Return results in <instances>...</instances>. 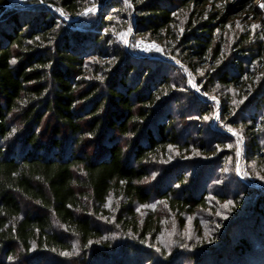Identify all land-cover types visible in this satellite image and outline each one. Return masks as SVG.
Listing matches in <instances>:
<instances>
[{
  "label": "trees",
  "instance_id": "obj_1",
  "mask_svg": "<svg viewBox=\"0 0 264 264\" xmlns=\"http://www.w3.org/2000/svg\"><path fill=\"white\" fill-rule=\"evenodd\" d=\"M255 1L0 0V264H264Z\"/></svg>",
  "mask_w": 264,
  "mask_h": 264
},
{
  "label": "rangeland",
  "instance_id": "obj_2",
  "mask_svg": "<svg viewBox=\"0 0 264 264\" xmlns=\"http://www.w3.org/2000/svg\"><path fill=\"white\" fill-rule=\"evenodd\" d=\"M256 2V4H257V6H259L261 9H262V12L264 13V2H263V0H256L255 1ZM89 11V9H87V10H85L84 12L86 13V12H88ZM60 15L61 16H63L68 22H73V21H75L76 23H77V21H78V16H75V17H68V16H66V15H64V13H60ZM78 24V23H77ZM79 25V24H78ZM133 32H132V30H131V34H132ZM137 40H143V41H148V42H153V43H157L158 44V47L156 48L155 46H154V51H143V52H139L138 54H136V53H134L135 55H146V56H149V57H151V56H159V54L157 53L158 52V49L160 48V45H161V43L159 42V41H157V40H155V39H152V38H142V37H137L136 38V40H135V42L137 41ZM135 42H134V45H135ZM133 52H134V47H133V50H132ZM155 58H157V57H155ZM193 89L196 91V93H199V90H198V88H197V86L195 85V87L193 86ZM211 99V101H214L215 102V105H216V108H217V104L219 105V103H218V101H217V99L215 98V97H211L210 98ZM206 100L207 101H209V98L207 99L206 98ZM210 102V101H209ZM218 109H219V107H218ZM216 112H217V110L215 111V113L213 114V117H212V122H210V124L213 126L214 125V123H215V121H216ZM218 130H221V129H219L218 128ZM223 131V130H222ZM236 133V132H235ZM227 134L228 135H230V136H233L237 141H240L239 143H240V146L242 147L243 146V140H242V138H241V136L238 134V133H236V134H233V132H230L229 130L227 131ZM241 149V148H240ZM238 154V153H237ZM243 162L241 161V158H240V156H239V154H238V156H237V158H236V163H235V172H236V175L238 176V177H241V178H243L242 177V172H243ZM245 180V179H244ZM260 183L258 182V181H255L254 183L252 182H250V184L251 185H254V186H264V178H261L260 179Z\"/></svg>",
  "mask_w": 264,
  "mask_h": 264
},
{
  "label": "built area",
  "instance_id": "obj_3",
  "mask_svg": "<svg viewBox=\"0 0 264 264\" xmlns=\"http://www.w3.org/2000/svg\"><path fill=\"white\" fill-rule=\"evenodd\" d=\"M61 13V12H60ZM59 13V14H60ZM79 17V16H78ZM75 22V21H73ZM154 46L157 48L158 47V44L156 43H153V42H146V41H143V40H137L135 42V45H134V52L133 53H136L138 54L139 52H143V51H154ZM152 58H155V57H158V56H151ZM189 84L193 87H195V83H193V80H192V77H191V74H189ZM209 101H211V99H209ZM218 104H217V112H216V117L218 116V113H219V109H218ZM244 183L246 184H250L248 183L246 180H244L243 178L239 177Z\"/></svg>",
  "mask_w": 264,
  "mask_h": 264
},
{
  "label": "snow or ice",
  "instance_id": "obj_4",
  "mask_svg": "<svg viewBox=\"0 0 264 264\" xmlns=\"http://www.w3.org/2000/svg\"><path fill=\"white\" fill-rule=\"evenodd\" d=\"M219 6H220V5H218V7H219ZM90 11H94V8L91 9ZM228 130H229L230 132H233V134H236V133H235V130H233L232 128L229 127ZM229 203H230V202H229Z\"/></svg>",
  "mask_w": 264,
  "mask_h": 264
},
{
  "label": "water",
  "instance_id": "obj_5",
  "mask_svg": "<svg viewBox=\"0 0 264 264\" xmlns=\"http://www.w3.org/2000/svg\"><path fill=\"white\" fill-rule=\"evenodd\" d=\"M250 185V184H249Z\"/></svg>",
  "mask_w": 264,
  "mask_h": 264
}]
</instances>
